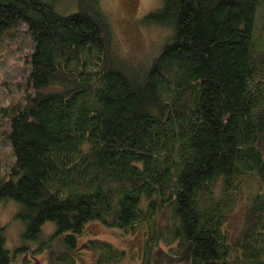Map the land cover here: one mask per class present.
Here are the masks:
<instances>
[{
	"label": "trees",
	"instance_id": "1",
	"mask_svg": "<svg viewBox=\"0 0 264 264\" xmlns=\"http://www.w3.org/2000/svg\"><path fill=\"white\" fill-rule=\"evenodd\" d=\"M74 5L0 0V51L11 32L31 43L20 95L0 104L13 157L0 205H20L27 239L55 225L34 255L63 233L76 248L98 220L142 232L138 264H264V0H162L139 21L167 33L139 62L100 0ZM4 230L0 264H11L23 248ZM86 245L89 264H129L108 241ZM49 264L77 262L63 252Z\"/></svg>",
	"mask_w": 264,
	"mask_h": 264
},
{
	"label": "rangeland",
	"instance_id": "2",
	"mask_svg": "<svg viewBox=\"0 0 264 264\" xmlns=\"http://www.w3.org/2000/svg\"><path fill=\"white\" fill-rule=\"evenodd\" d=\"M54 3L63 13L75 10V0H45ZM101 6L108 16L114 42L120 51L135 62L144 61L152 54L167 33V29L159 26H145L139 20L147 12L160 7L162 0H100ZM29 38L22 32H11L4 37L0 53V104H7L18 98L17 84L22 82L25 72V56L30 52ZM6 124L0 120V175L12 161V154L5 136ZM20 205L9 200L0 205V224L5 226V245L9 249L23 248L11 264H18L27 257L29 264L55 263L60 253L68 252L76 259L77 264H89L94 260V253L86 245L87 240L95 238L105 240L125 251L124 263L138 264L142 255V232L124 234L113 226H107L98 220H93L85 226L77 237V247L65 244L64 233L55 237L50 247L40 254L34 255L44 236L55 230L52 222L42 227V236L38 240H30L22 235L23 224L15 217ZM242 204L239 203L230 216L227 227L237 229L242 222ZM168 249L166 248V254ZM167 256V255H166ZM168 262V260H167ZM160 264V262H156ZM154 264V263H153ZM166 264V262H165Z\"/></svg>",
	"mask_w": 264,
	"mask_h": 264
}]
</instances>
